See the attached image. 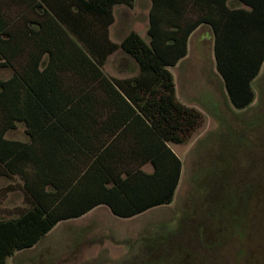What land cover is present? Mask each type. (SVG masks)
Listing matches in <instances>:
<instances>
[{
  "label": "trees",
  "instance_id": "obj_1",
  "mask_svg": "<svg viewBox=\"0 0 264 264\" xmlns=\"http://www.w3.org/2000/svg\"><path fill=\"white\" fill-rule=\"evenodd\" d=\"M137 1L0 0V70H12L0 78V177H19L26 202L0 219V264L98 206L130 219L173 201L183 164L170 144L186 143L202 114L177 99L170 68L199 27L213 32L232 106L254 103L264 0H149V42L135 31L114 42L115 8ZM118 52L137 74L107 75ZM17 123L27 142L7 138Z\"/></svg>",
  "mask_w": 264,
  "mask_h": 264
},
{
  "label": "rangeland",
  "instance_id": "obj_2",
  "mask_svg": "<svg viewBox=\"0 0 264 264\" xmlns=\"http://www.w3.org/2000/svg\"><path fill=\"white\" fill-rule=\"evenodd\" d=\"M134 5L115 8L118 21L110 32L114 42L123 38L124 19L132 20L129 28L149 42L151 3L138 0ZM190 45L187 61L171 72L177 99L200 112L202 119L186 143L170 144L183 164L178 190L169 205L131 221L114 216L107 207L94 214L106 221L102 227L110 228L101 233L125 234L138 252L130 262L116 252L107 264H264V65L254 84L255 103L243 112L229 102L216 75L213 36L202 30ZM122 62L120 54L111 56L104 68L107 75L124 79L137 74L130 65L121 67ZM11 75L9 68L0 70L2 79ZM7 138L27 142L24 124L17 123ZM22 187L17 176L0 177V219L16 217L26 206Z\"/></svg>",
  "mask_w": 264,
  "mask_h": 264
},
{
  "label": "crops",
  "instance_id": "obj_3",
  "mask_svg": "<svg viewBox=\"0 0 264 264\" xmlns=\"http://www.w3.org/2000/svg\"><path fill=\"white\" fill-rule=\"evenodd\" d=\"M135 6L136 5H134V8ZM129 10H131V13H133V9ZM117 21L115 23H117ZM122 24L123 25L120 28V34H122L123 38H125L131 31L136 30L133 28H129L134 26L132 20L129 21V19H124ZM147 26L149 28V15ZM202 30H205L206 35L213 36V32L209 26L203 25L199 27L190 37L188 43V55L184 59H182L176 65V67L187 61L189 57L191 39ZM111 31L113 32V27L110 29V32ZM136 32L138 31L136 30ZM138 34L142 37V34H140L139 32ZM202 37H204V35ZM118 54L121 55V61H123L122 63H120L121 67L127 68L128 65H130V67L134 66L133 60H131L128 56L121 52H118ZM172 70L173 68H170V71ZM216 75L219 76L222 81V78L220 77L218 71H216ZM259 76L260 74L258 75V77ZM258 77L255 79L253 87ZM253 104L251 106H253ZM249 108L243 109V112L247 111ZM105 207L107 206H98L91 212L80 218L66 220L58 223L34 247L17 251L12 257L8 259V264H107L109 260L115 259L114 254L116 252L122 253L121 258L119 259L126 260L125 262L134 261L133 256L135 257L136 255H138V252H136L134 246H132L133 242H131V238H129L125 234L118 235L113 231L110 233H101V230H108L110 228L102 227V225H104L106 221H104L102 218H99L98 216H95L94 214L97 213L99 209H104ZM136 217L123 220L131 221ZM116 236H122L126 238L116 239Z\"/></svg>",
  "mask_w": 264,
  "mask_h": 264
}]
</instances>
